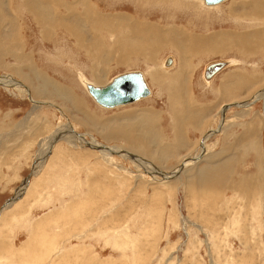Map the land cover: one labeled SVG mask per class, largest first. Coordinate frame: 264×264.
<instances>
[{"label": "rangeland", "instance_id": "rangeland-1", "mask_svg": "<svg viewBox=\"0 0 264 264\" xmlns=\"http://www.w3.org/2000/svg\"><path fill=\"white\" fill-rule=\"evenodd\" d=\"M90 1L100 9L101 21L96 22L101 26L94 22V28L89 18L86 28L82 26L89 39L80 41L62 27L40 24L32 14L33 22L29 11L16 8L15 15L9 9L10 15L0 6V264H264V98L255 100L264 92V0H227L214 9L197 0ZM233 7L235 15L243 12L239 16L245 18H227ZM131 18L136 23L132 30L126 24ZM45 19L59 21L54 15ZM112 23L116 33L107 27ZM146 24L164 31L152 38L153 47L143 33L150 30ZM177 28L189 31L180 35L183 47L190 43L187 37L194 42L198 33H218L213 40L220 44L217 53L176 50L179 35L168 37L166 31ZM124 38L131 40L128 48L148 44L144 56L151 60L133 58L136 65L131 59L118 67L117 62H101L102 51L115 49ZM169 55L189 57L191 77L182 90L206 117L199 129H188L192 146L176 141L178 121L172 116L178 112L170 100L178 97L166 85L180 60L164 69L162 62ZM202 57L205 62L239 61L210 83L214 91L201 78ZM149 62L161 75L155 85L147 73L150 68L145 70ZM111 66L116 67L104 76L101 68ZM41 70L64 87L77 85L78 94L41 87L67 116L55 105L29 99L28 88L37 92L33 79ZM127 71L143 72L153 95L105 109L82 87L81 74L103 86ZM94 72L103 76L98 77L100 83L93 80ZM232 80L248 85L227 96L223 93ZM231 100L245 102L227 105L226 113H220ZM152 110L160 120L144 124L148 117L142 116ZM187 110L188 124L194 111ZM115 126L134 139L113 134ZM207 128L211 130L204 134ZM74 134L89 144L77 142ZM194 156L198 158L193 164L181 168Z\"/></svg>", "mask_w": 264, "mask_h": 264}, {"label": "crops", "instance_id": "crops-1", "mask_svg": "<svg viewBox=\"0 0 264 264\" xmlns=\"http://www.w3.org/2000/svg\"><path fill=\"white\" fill-rule=\"evenodd\" d=\"M38 1L37 0H35V1H33V0H22V3H18L19 6H17L16 5L17 3H15L14 0H7V2H5V0H3V4H0V6L6 7L8 9V11H9V9H11L12 13H14L15 15L17 13L16 10H15L16 8H19V9L21 8L22 12L29 11L31 13V16L33 14L36 17H38L39 22H41L40 24L44 23V24H48V25L51 24L52 26L56 25L55 27H57V29L59 27H62L67 34H71V35L75 36L79 41L82 40V39L88 38V36L85 35L82 32V31H84V30H82V26L84 25V29L86 28L89 18H91L94 28H95V23L94 22L101 21V13L99 11L100 9H98L97 6L95 4H93L90 0H68V2H67V0H38ZM69 1H71V2H69ZM76 1L78 2L77 11L74 9V4H75ZM78 6H81V7L78 8ZM83 7L85 8L84 10H83ZM234 8L231 9L229 15L226 13V17L227 18L230 17V18L235 19V20L239 19V18H245V17H240L239 16V14H241L243 12H238L239 14L235 15V13L233 12ZM80 9L83 10V11L79 12V11H81ZM59 10H62L63 14H62V12H59ZM91 11L93 13V16H90ZM9 13H10V11H9ZM10 15H11V13H10ZM26 15H28V14H26ZM48 15H54V18L59 19V21H57V24L47 21L45 19V17H47ZM29 16H30V14H29ZM20 19H21L22 22H25V19H23V18H20ZM17 20H19V19L18 18L17 19H13L12 23H15ZM31 20L33 22H37V21H35L33 19V16H32ZM118 20H116V21L118 22ZM134 20H135V18H131V20L128 19L126 21L127 22L126 24L129 25V28L131 30L135 29V28H131L132 26H134L136 24ZM132 22H133V24H132ZM107 23L108 22H103L104 25H107ZM74 24H79L80 27H77L78 25H75L77 27L76 28V27H74ZM98 24H100V26H101V23H97V25ZM146 25L150 26V30H149V27L147 26L148 27L147 31H145V32L142 31V32L146 34L147 43L151 42L152 38L156 37L157 35H163L164 34V31L161 28V26L158 25L157 27L153 28V26H151V24H146ZM120 26L121 27H119V29H122V26H124V25L122 24ZM107 27H109V25ZM111 27L113 29V31H111V33H114V32L116 33L117 27L116 26L114 27L113 25H110V28ZM135 27H137V26H135ZM45 29H47V28H45ZM222 30L226 31L225 29H222ZM50 31H53V29L51 28ZM162 31H163V33H162ZM183 31L189 32L187 30H180L178 28H177V31L173 30V29H168L166 31V33H167L166 35L168 37H173V38L174 37H178V35H179V38H178V40H179V39H181L180 35L183 34ZM211 32L212 31H210V33H198V34H196L197 39L194 42L191 41V39L187 37L185 40H188L190 43L186 47H183V43H181L180 40H179V42L175 41L174 48L176 50H178V51H181V53H182V51H186L185 54H190V55H192L195 51L198 52V54L200 52L215 53L216 54L217 53L216 49L218 47H220V44L218 42H216V41H213V40H215L219 34L218 33L211 34ZM226 32H232L233 34H235L232 30H229V31H226ZM40 33L43 34V35L45 34V32L42 31V29H41ZM132 34H134V33L130 32L128 35L132 36ZM150 34H151V40H149V35ZM208 34H211L212 37L208 38ZM41 37H43V36L41 35ZM52 37H55V36H52ZM52 37H50V38H52ZM59 37H60V35H59ZM69 37H70V35L68 36V38ZM234 37H236V36H234ZM234 37H232V39H234ZM96 39H97V37H96ZM194 39H195V37H194ZM159 40H157L158 41L157 44H159ZM164 40H165V38L162 39V41H164ZM128 41H131V40L129 38L122 39V41L119 42L116 45L117 47L115 49H113L115 52L113 50H110L109 52L102 51L101 57H103V59H101V62L106 61V62H111L112 64H113V62H117L116 66L118 67V65H125L126 63L128 64L131 61V59L135 60V59L139 58L138 60L140 61L141 58H144L147 61L151 60L150 58L144 56L147 53L148 49H149L148 48V44H147V47H145V48H139L137 46V44L135 43V44H133L132 48L131 47L128 48L126 46L127 45L126 42H128ZM232 42L234 43L233 46H236L235 42L233 40H231V42H229V44L232 43ZM154 44H156V43H152L151 42V44H149V46L151 45L153 47ZM241 44H243V43H241ZM226 46L227 45H225L223 47L224 50H226ZM138 50H140L139 51L140 54H138ZM169 56H172V55H169ZM105 57H107V58H105ZM173 57L176 59V62H178V60H180V68H179L180 70L182 68H185V70L183 72H181L178 69L175 73L170 74L169 75V84L166 85V89L168 91L172 90L173 93H171V94L176 95L178 97V98L175 97V99H171V100L169 99L170 100V104H173L176 107V112H178V113H175V116H172V118L177 119V121H178L177 122V127H178L179 130H177V134H175V137H176L177 143H187V145H189V146L191 145L192 146L193 142L191 141V139H188V137H189V135L187 134V132L189 131L188 129L191 126H195L196 129H194V130L199 129V126L201 125L202 122H204L203 120H205L206 117L202 116V110H200V109L196 110L195 101L192 99L191 96L185 95L183 93V90H182L183 86L185 85V83H187V81H189V79L191 77V75H189V69H188L189 68V63H188L189 62V57L184 56L181 59L178 58V57L176 58L174 55H173ZM133 58H135V59H133ZM206 58H209V56H206ZM165 59H164V61H165ZM202 59H203V61L205 60V58H203V57H202ZM230 59H236V58H230ZM220 60H225V59H220ZM214 61H218V60H212V61H209V62H205L204 61L205 65H204L202 71L205 69V67L209 63L214 62ZM163 62H162V67H163ZM137 63H138V61L135 60L131 64H135L136 65ZM149 64H151V65L147 66L148 65V63H147V65L145 67V70L149 71V68H150V71L147 72V73H148L149 76H152V79H154V80L150 79L151 84L155 85L156 81L159 82L157 80V78L159 76H161V75H160V72L157 73V71H158L157 69L153 70L152 63L149 62ZM176 65H177V63H176ZM116 66H111L110 68H104L103 67V68H101V70H103L102 72H106V74H104V75H108V70L111 71ZM135 69H138V67L135 68ZM45 70L48 71V69H45ZM41 71L43 72V74H41L37 78H34L35 80L33 79V84L34 85L32 87L33 88L34 87L38 88V89H36L37 92L34 91V89L31 90L30 88L27 87L29 92L31 93V96H29V99L31 98L33 101H36L37 103L40 102L39 105H44L45 104L46 107L55 105L61 111V113L63 115L67 116L66 113H65L64 107L56 104L55 102H52L53 99L52 100H48V99H51V97H49V96L47 97V95L45 93H43V91L41 90V87H43V88L44 87L59 88V89L63 90V92L66 91V92H70L71 93L72 91H75L74 88L77 85H73L72 83H70V84L68 83L67 87H64L62 83L58 82L56 79H52V77L47 75L43 70H41ZM242 72H243V70H242ZM242 72H241V74H243ZM39 73H41V72H39ZM187 73H188L189 76L187 75ZM81 75H80V79H81ZM202 75L203 74H201V78H203ZM232 76L237 79L238 75L233 74ZM92 77H93L94 81L100 83L99 79H98V76H97V74L95 72L92 75ZM243 79H245V78H243ZM234 84H239V85H234ZM207 85H210L213 88V90L215 91V87L214 86H212L211 84H207ZM246 85H248V84H245L242 81L233 83V80H232V83L229 85L228 93H227V91H225L223 94L228 96L232 91H238V89H240V90L242 89V91H243L245 89ZM78 87H79V90H80V86H78ZM161 89H162V86H161ZM29 92H28V94H29ZM233 93H236V92H233ZM35 95H37L39 100H44V99H47V100L46 101H39L38 99L35 98L36 97ZM186 98H188V99H186ZM79 99H82V98H79ZM63 100L65 101L66 98H64ZM222 100H226V99H222ZM241 101L243 102L244 100L225 101V103L222 105L221 109L223 107H225L227 104L230 105V104H233V103H241ZM221 102H224V101H221ZM186 105H188L189 107H193V111H194L192 113V116L190 115V117H191L190 120L192 121V123L188 122V124L186 123V121L189 119L188 115H189V113L191 111L187 110L189 107H187ZM36 106H38V105H36ZM157 112L158 111H156V110H152L151 113H147V114L143 115L142 118L144 116L148 117V120H144V124L145 123H150L151 125L152 124L155 125L156 124L155 120H157V121L160 120V117H159V115H157ZM108 122L110 124L114 123L113 120H110ZM225 124H226V122H225ZM112 128H114V129H112ZM112 128L111 129L113 130L112 131L113 134H121V135L124 134L128 138L134 139L132 134L129 135L131 132L127 131L125 133L124 129L122 130V129H120V127L116 128V126L112 127ZM209 128H207L205 131H203L204 134H206L208 131L211 130ZM203 132H202V134H203ZM202 134H201V136H202ZM128 141H129V143L131 142V140H128ZM180 148H182V147L180 146ZM189 148L187 149V152H186L188 154L192 151L191 149L189 150ZM184 149H186V148H184ZM195 149H196V147L194 146V150ZM133 152H135V151H133ZM135 153H137V152H135ZM188 154H186V155H188Z\"/></svg>", "mask_w": 264, "mask_h": 264}, {"label": "water", "instance_id": "water-1", "mask_svg": "<svg viewBox=\"0 0 264 264\" xmlns=\"http://www.w3.org/2000/svg\"><path fill=\"white\" fill-rule=\"evenodd\" d=\"M223 1L225 0H205L207 4ZM222 66V62L210 64L206 69V77L211 78ZM87 89L93 99L105 108L131 104L151 95V89L140 71L123 72L113 77L106 85L88 84Z\"/></svg>", "mask_w": 264, "mask_h": 264}, {"label": "bare ground", "instance_id": "bare-ground-1", "mask_svg": "<svg viewBox=\"0 0 264 264\" xmlns=\"http://www.w3.org/2000/svg\"><path fill=\"white\" fill-rule=\"evenodd\" d=\"M198 1V3H200L201 4V6H203V7H205V8H207V9H213V8H216V7H218L219 5H222L223 3H225L227 0H225V1H223V2H221V3H218V4H207L206 2H205V0H197ZM234 8V7H233ZM105 18V17H104ZM98 19V18H97ZM119 19V18H118ZM110 20V19H109ZM112 21V20H111ZM119 21V20H118ZM64 22V21H63ZM111 23V22H110ZM119 23V22H118ZM113 24V23H112ZM111 25V24H110ZM110 25H109V27H110ZM113 26H114V24H113ZM115 27V26H114ZM111 30H113L112 29V27L110 28ZM116 29V28H115ZM117 30V29H116ZM138 34V33H137ZM143 37H145L144 35H142ZM146 38V37H145ZM139 42V41H138ZM137 44V43H136ZM142 45V44H141ZM143 47V46H142ZM132 48V47H131ZM101 54V53H100ZM239 60H236V59H226V60H218V61H214V62H211V63H209L206 67H205V69L203 70V72H202V77H203V80H204V82H206L207 84H210V83H212L213 81H214V79H216L217 78V76L218 75H220V74H222L223 73V71L224 70H226L227 69V67L229 66V65H232V64H234V65H236L237 64V62H238ZM218 62H222L223 63V66H222V69L220 70V71H218V72H216L211 78H208V77H206V69H207V67L210 65V64H213V63H218ZM176 59L173 57V56H169L166 60H165V62L163 63V67H164V69H171V68H173L175 65H176ZM240 64V63H239ZM163 69V70H164ZM166 70V71H167ZM103 71V70H102ZM127 72H130V71H127ZM141 72V71H140ZM104 73V72H103ZM142 74H143V76H144V79H145V81H146V83H147V85L150 87V89H151V95L150 96H152L153 95V91H152V88H151V86H150V84H149V82H148V80H147V78L145 77V75H144V73L142 72ZM98 77H103V76H101V74L100 73H98V75H97ZM105 76V75H104ZM112 79H110V81H111ZM109 80L106 82V83H109L110 82ZM81 82H82V84H83V88L86 90V93L93 99V97L89 94V92H88V89H87V85L88 84H93V85H96V86H100L99 84H96L95 82H93L92 80H90V79H87V78H85L84 77V75L82 76L81 75ZM5 86V85H4ZM7 86V85H6ZM12 85H10V87H11ZM13 87V86H12ZM17 87V86H16ZM13 88H15V87H13ZM17 89V88H16ZM27 89V88H26ZM24 92V91H23ZM22 92V93H23ZM27 92V91H26ZM259 93V92H258ZM256 94V97H255V100L257 101V100H259V98L260 97H263L264 98V92H261V93H259V94ZM27 94H28V92H27ZM28 95H30V94H28ZM150 96H148V97H150ZM31 99V98H30ZM261 99V98H260ZM94 100V99H93ZM31 101L33 102V103H36V104H39V103H37V102H35V101H33L32 99H31ZM95 101V100H94ZM96 102V101H95ZM96 104L97 105H99L97 102H96ZM227 105H229V104H227ZM226 105V106H227ZM246 105V103L245 104H241V105H233L232 107H242V106H245ZM100 107H102V108H104L103 106H101V105H99ZM225 106V107H226ZM105 109H111V108H105ZM227 107L225 108V109H223V110H225V113H226V111H227ZM222 110V111H223ZM221 111V112H222ZM220 112V113H221ZM224 113V114H225ZM223 128V125L221 124V128L220 129H222ZM72 129V128H71ZM211 136H207L206 138H205V140H207V139H209ZM73 138H75L74 140H76L77 142L78 141H80V142H85L86 144H89V143H87V141H85L84 139V137L81 135H73ZM93 138V137H92ZM70 140H71V138H70ZM93 140V139H92ZM92 142H94V144L96 145L97 144V142L96 141H92ZM98 146V145H97ZM103 146V145H102ZM101 149H103V151L105 150V146L104 147H102ZM203 150H205V149H203ZM114 151H116L117 152V150L115 149ZM42 152H46V149L44 150V151H42ZM204 153H205V151H203V153L201 154V157L204 155ZM119 155V154H118ZM124 155H125V153H124ZM126 156H129V157H131V158H133L134 160H139L138 158H140L139 156H135V154H133V155H128L127 153H126ZM39 157H41V155L39 156ZM138 157V158H137ZM200 157V158H201ZM197 158H198V156H194L193 158H191V160H187V162H185L183 165H182V167L181 168H185V166H188V165H191V164H193L196 160H197ZM142 159V158H141ZM147 159V158H146ZM39 160H41V158L39 159ZM148 160V159H147ZM140 162H141V160H139ZM144 162V161H143ZM41 163V161L38 163V165ZM37 165V166H38ZM37 166H35L36 168H37ZM154 167V166H153ZM149 168V167H148ZM181 168L179 169L180 171H181ZM39 170V169H38ZM177 172V171H176ZM179 175V174H178ZM171 177H174V176H171ZM21 191V190H20ZM21 194V192L18 194V195H20ZM11 203L8 205V207H7V209L9 208V207H11ZM79 253V252H78ZM68 258V257H67Z\"/></svg>", "mask_w": 264, "mask_h": 264}]
</instances>
